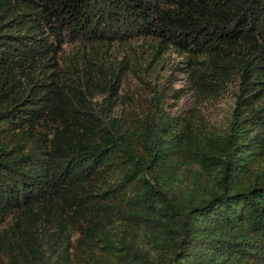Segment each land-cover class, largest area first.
<instances>
[{
	"label": "trees",
	"instance_id": "16d2710c",
	"mask_svg": "<svg viewBox=\"0 0 264 264\" xmlns=\"http://www.w3.org/2000/svg\"><path fill=\"white\" fill-rule=\"evenodd\" d=\"M0 264H264V0H0Z\"/></svg>",
	"mask_w": 264,
	"mask_h": 264
},
{
	"label": "rangeland",
	"instance_id": "374dc122",
	"mask_svg": "<svg viewBox=\"0 0 264 264\" xmlns=\"http://www.w3.org/2000/svg\"><path fill=\"white\" fill-rule=\"evenodd\" d=\"M182 61V58L177 53H169L161 62L158 70V76L150 77V80H155L156 83L165 84L171 89H183L186 87L187 76L181 69H177L176 65ZM183 67V65H180ZM125 90L129 92H137L138 90H143L138 79L135 77H130L125 83ZM168 89V88H167ZM195 96L193 92L186 94L177 104L176 99H171L169 102L173 105L175 111L187 110L193 107ZM234 105L232 94L229 93L224 98L218 101H212L204 105V112L206 115L216 124L222 126L224 125L230 116L231 109Z\"/></svg>",
	"mask_w": 264,
	"mask_h": 264
}]
</instances>
